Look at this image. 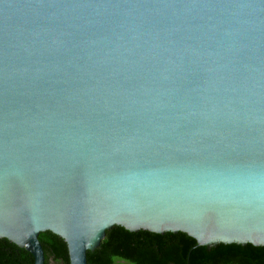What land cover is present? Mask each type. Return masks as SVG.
Instances as JSON below:
<instances>
[{
    "label": "water",
    "instance_id": "obj_1",
    "mask_svg": "<svg viewBox=\"0 0 264 264\" xmlns=\"http://www.w3.org/2000/svg\"><path fill=\"white\" fill-rule=\"evenodd\" d=\"M115 226L264 247V0H0V239Z\"/></svg>",
    "mask_w": 264,
    "mask_h": 264
},
{
    "label": "trees",
    "instance_id": "obj_2",
    "mask_svg": "<svg viewBox=\"0 0 264 264\" xmlns=\"http://www.w3.org/2000/svg\"><path fill=\"white\" fill-rule=\"evenodd\" d=\"M39 241L44 264H70L67 245L59 236L45 232L39 235ZM0 264H34V258L9 240L0 239ZM87 264H264V247H203L181 232L160 235L115 226L95 251L87 252Z\"/></svg>",
    "mask_w": 264,
    "mask_h": 264
}]
</instances>
